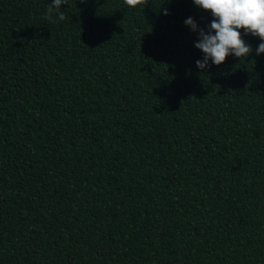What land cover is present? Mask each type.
<instances>
[{"label":"trees","instance_id":"obj_1","mask_svg":"<svg viewBox=\"0 0 264 264\" xmlns=\"http://www.w3.org/2000/svg\"><path fill=\"white\" fill-rule=\"evenodd\" d=\"M52 2L0 0V264H264L260 38L200 70L193 0Z\"/></svg>","mask_w":264,"mask_h":264},{"label":"clouds","instance_id":"obj_2","mask_svg":"<svg viewBox=\"0 0 264 264\" xmlns=\"http://www.w3.org/2000/svg\"><path fill=\"white\" fill-rule=\"evenodd\" d=\"M81 2L86 3L87 0ZM124 3L135 8L142 0H124ZM193 3L214 17L207 31L198 28L192 17L185 20V24L193 32H198V40L194 46L204 54L202 59L195 62L198 69H208L210 61L211 64L219 66L229 55L247 58L252 47L242 38L241 30L244 35L259 37L261 43L255 51L257 55L264 53V0H193ZM64 4H67V0H53L48 6L45 18L50 22H58L53 20L55 14L59 21L65 20L66 17L61 11V5ZM163 14H168L167 9L163 10Z\"/></svg>","mask_w":264,"mask_h":264}]
</instances>
